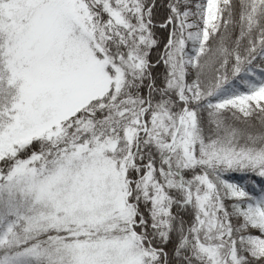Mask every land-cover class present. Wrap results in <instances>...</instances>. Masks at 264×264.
<instances>
[{
    "label": "snow or ice",
    "instance_id": "snow-or-ice-1",
    "mask_svg": "<svg viewBox=\"0 0 264 264\" xmlns=\"http://www.w3.org/2000/svg\"><path fill=\"white\" fill-rule=\"evenodd\" d=\"M0 264H264V0H0Z\"/></svg>",
    "mask_w": 264,
    "mask_h": 264
}]
</instances>
